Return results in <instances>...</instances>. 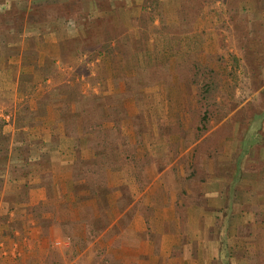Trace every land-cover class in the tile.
<instances>
[{"label":"crops","instance_id":"crops-1","mask_svg":"<svg viewBox=\"0 0 264 264\" xmlns=\"http://www.w3.org/2000/svg\"><path fill=\"white\" fill-rule=\"evenodd\" d=\"M81 1L74 28L46 17L21 37L23 9L49 0H0V264H97L99 250L115 264H264V120L199 163L196 142L167 157L145 132L109 134L115 118L83 115L53 69L72 62L60 44L85 35L87 12L114 10Z\"/></svg>","mask_w":264,"mask_h":264},{"label":"rangeland","instance_id":"rangeland-1","mask_svg":"<svg viewBox=\"0 0 264 264\" xmlns=\"http://www.w3.org/2000/svg\"><path fill=\"white\" fill-rule=\"evenodd\" d=\"M110 1L99 0L98 3L108 12ZM197 3L203 6L190 22L191 31L198 36L196 51L186 45V52L178 49L168 54L159 70L153 66L160 78L149 81L144 71L138 76L139 61L133 49L142 46L150 51L154 49L153 54H157L159 45L155 41L160 25L165 23V27L172 28L171 33H175L184 0H112V14L96 18L92 14L97 15V12L91 15L87 12L94 23L81 21L85 35L61 42L62 52L74 55L72 62L61 60L59 66L53 68L61 71L55 78L62 80L63 85L73 86L65 94L84 102V112L88 116L115 118L109 134H117L121 127L128 133L141 135L145 132L157 138V142L161 140L160 144L169 146L167 157L180 147L176 145L179 140L187 146L196 142L198 163L205 161L207 151L212 155V151L220 147V138L234 131L241 134L264 120V0H201ZM38 5L40 7H31V11L23 9L22 21L17 22L22 28L21 37H25L24 30L29 22L43 23L51 13L54 21L65 16L68 27L76 25L74 18L64 13L65 8L53 1ZM95 5L97 7V0H90L91 10L96 9ZM55 11L59 12L58 16ZM143 17L145 28L141 22ZM102 28L106 31L101 32ZM44 30L40 28V32ZM107 32L122 40L118 49L106 51L99 46ZM164 39L165 44L168 43ZM127 41L131 46L128 51ZM193 62L197 63L198 70L192 71L191 77L185 72ZM74 66H77V74H73ZM38 75L37 82L41 84L43 77ZM101 83L108 93L94 90V86ZM81 87L87 88L83 96L77 91ZM106 106L109 109H105ZM123 116H135L134 127L120 123ZM109 254L97 251V264H115ZM74 255L71 253V257ZM60 260L58 254L53 255V264H61Z\"/></svg>","mask_w":264,"mask_h":264},{"label":"trees","instance_id":"trees-1","mask_svg":"<svg viewBox=\"0 0 264 264\" xmlns=\"http://www.w3.org/2000/svg\"><path fill=\"white\" fill-rule=\"evenodd\" d=\"M201 0H198L197 2H199ZM205 2L207 1H211V0H203ZM195 0H184V7H182L179 11V28L175 27V33H171V31H173L172 28L170 27H165V23L158 26L160 27V31L158 32V34L156 35V41L155 43L157 45H159V51H157V54H153L154 51L153 50H149V49H144L142 46L141 48L135 47L134 48V44L133 46V51H135L136 58L139 61L138 64V68H139V73L138 76L141 75L142 76V71H144V73H146L145 75L148 76L149 81H153L156 80L158 78L161 77V75L159 73H157L156 68L153 66L157 67V70H159L162 66V64L165 62V60L168 59V54H174L176 53V50L180 49L182 53L186 52V45L189 46L190 48L193 47V49H195L193 52L196 51V44L198 43V36L196 35V33H193L191 31V26H190V22L192 20L195 19L196 15L200 12L201 7L203 6L202 3H197ZM78 3V0H69L68 3H64L63 8H65L64 13H66L67 16H73L75 15L77 9H76V5ZM65 6V7H64ZM40 7V5H36L35 6ZM56 12V11H55ZM54 13V12H53ZM50 14V13H49ZM59 14V12H56V15ZM79 15V14H78ZM58 16V15H57ZM56 16V17H57ZM47 17H54V15L51 13L49 16L47 15ZM40 18V17H38ZM88 20V21H87ZM100 21H103L101 19H99ZM137 20L140 21V19L138 18ZM86 21L87 22H91V24L94 23L93 19L90 18L89 16L82 20V22ZM108 21V20H107ZM143 21V22H142ZM141 22L143 23L142 25L145 28L144 25V17L141 18ZM108 23V22H107ZM147 20H145V24L147 25ZM111 27V26H110ZM157 27V28H158ZM105 28H102L101 32L104 31ZM106 31V30H105ZM177 34V35H174ZM7 35V33H6ZM105 39L103 41L102 44H100L99 46L102 49H105L106 51H111L114 49H118V47H120L121 43V39L117 38V36H115L114 34L107 32L105 35ZM167 40L168 43L165 44V39ZM164 39V40H163ZM114 41V44H111V41ZM125 46L127 51L131 49V46L128 45V41L127 43L125 42ZM121 49V48H119ZM162 50V51H161ZM154 55H157V58H154ZM186 59V58H185ZM184 59H182L181 61H183ZM180 62V61H179ZM178 67L180 68V64L177 63ZM189 69L187 72H185V74H188L189 76L193 77L192 71H197L198 70V66L196 62H193L191 65H189ZM141 70V72H140ZM158 76V77H156ZM83 115L88 116V114H86V112L83 111Z\"/></svg>","mask_w":264,"mask_h":264}]
</instances>
